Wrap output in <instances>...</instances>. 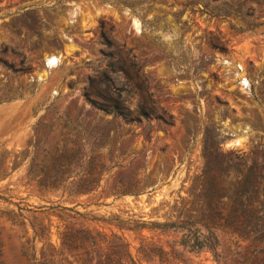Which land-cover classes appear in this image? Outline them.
<instances>
[{"label": "rangeland", "instance_id": "1", "mask_svg": "<svg viewBox=\"0 0 264 264\" xmlns=\"http://www.w3.org/2000/svg\"><path fill=\"white\" fill-rule=\"evenodd\" d=\"M185 2L0 0V264H264V0ZM204 138L263 174L262 223L214 251L182 245L212 239L191 223ZM65 147L66 187L32 183Z\"/></svg>", "mask_w": 264, "mask_h": 264}, {"label": "trees", "instance_id": "2", "mask_svg": "<svg viewBox=\"0 0 264 264\" xmlns=\"http://www.w3.org/2000/svg\"><path fill=\"white\" fill-rule=\"evenodd\" d=\"M197 2H200V0H187L184 5L193 6ZM205 10L208 11V9ZM207 43L212 48L222 52L227 50V41L220 35L208 39ZM111 109L127 116V112L119 101H115ZM146 114L144 108H141L140 115L145 116ZM211 142L214 145L212 144L209 147L206 138L203 139L202 155L204 165L199 176L198 196L206 211L203 214L205 219L204 221L193 220L191 223L193 225L202 223L212 239L209 241V236H204L199 240L198 237L191 236L188 241L182 242L183 246L190 249L207 247L214 251L217 239L212 230L225 229L242 236L248 227L256 228L255 226L263 221V217L257 214L256 194L259 191L261 180H263V174L257 160H251V165L245 168L247 157L225 153L217 144L215 145L213 139H211ZM73 150V147H65L61 150L60 157L64 159L61 164L44 167L40 171L30 169V181L43 189L65 188L67 182L75 173L72 170V161L69 160L70 157L75 155V152H72ZM100 174L97 172L95 176H79L75 181L74 193H87L95 189L99 184ZM153 224L162 228H179L176 222H154ZM124 246V244L120 245L122 250H125ZM122 256V254L118 256L117 264H124Z\"/></svg>", "mask_w": 264, "mask_h": 264}, {"label": "bare ground", "instance_id": "3", "mask_svg": "<svg viewBox=\"0 0 264 264\" xmlns=\"http://www.w3.org/2000/svg\"><path fill=\"white\" fill-rule=\"evenodd\" d=\"M57 58L58 57H56V56H54V55H50V56H47L46 57V59H45V61H46V64L48 65L47 67H53V65L55 66V63H56V61H57ZM247 82V81H246ZM235 143H237V142H235ZM238 143H240V141L238 142ZM241 144V143H240Z\"/></svg>", "mask_w": 264, "mask_h": 264}, {"label": "water", "instance_id": "4", "mask_svg": "<svg viewBox=\"0 0 264 264\" xmlns=\"http://www.w3.org/2000/svg\"><path fill=\"white\" fill-rule=\"evenodd\" d=\"M46 66H48V65L46 64Z\"/></svg>", "mask_w": 264, "mask_h": 264}]
</instances>
